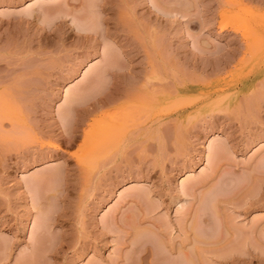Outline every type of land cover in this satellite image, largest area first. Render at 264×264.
Here are the masks:
<instances>
[{"label":"rangeland","instance_id":"374dc122","mask_svg":"<svg viewBox=\"0 0 264 264\" xmlns=\"http://www.w3.org/2000/svg\"><path fill=\"white\" fill-rule=\"evenodd\" d=\"M229 1L0 0V264H264V6Z\"/></svg>","mask_w":264,"mask_h":264},{"label":"bare ground","instance_id":"6f19581e","mask_svg":"<svg viewBox=\"0 0 264 264\" xmlns=\"http://www.w3.org/2000/svg\"><path fill=\"white\" fill-rule=\"evenodd\" d=\"M230 3H227V5L228 6H232V5H234L235 6V4H236V6H243L239 1H237V0H230L229 1ZM257 3H259V6H264V0H258V2ZM246 4H250L249 2H247ZM226 5V4H225ZM236 6H235V8H236ZM244 6H246V5H244ZM249 6V5H248ZM233 8V7H232ZM246 8V7H245ZM248 11V13L250 14V16H251V18H252V25L251 26H245V28L246 27H248V28H246V30L247 31H249V33L246 35L247 37H245V35H244V38L246 39V41L248 40V42H249V44H250V41H254L253 40V38L254 39H256L257 41V43L258 42H260L261 41V36L262 35H264L263 34V28H261L260 27V25L258 26L257 24H255V23H253V22H256L259 18H261L262 16H264V11H262L259 7H257V8H251V7H247V9H245V11ZM246 11V12H247ZM247 13V14H248ZM259 22V21H258ZM250 24V23H249ZM261 24H263V23H261ZM245 30V31H246ZM244 31V32H245ZM247 33V32H246ZM264 39V38H263ZM262 39V40H263ZM256 42H255V44H256ZM252 44H250V45H253V42H251ZM258 45V47H259V44H257ZM255 46V45H254ZM251 48H252V46H250ZM249 46L247 47V49L248 50H250L251 51V48H250ZM257 48V47H256ZM252 49H255V48H252ZM258 49V48H257ZM256 50V49H255ZM254 50V51H255ZM202 51H205V50H202ZM106 54V55H105ZM107 52H104V56H107ZM109 55V54H108ZM112 55H114V54H111V56ZM252 56H253V54H251ZM232 56H233V54H232ZM252 56H250V58L252 57ZM109 57V58H108ZM116 59H115V58ZM114 57H111L110 58V56H107V57H105L107 60H108V64H110L109 65V67H112L113 66V64L112 63H118L119 61H118V59L119 58H117L115 55H114ZM230 57V56H229ZM230 58H232V57H230ZM229 58V59H230ZM236 58V57H235ZM235 58H233V59H235ZM106 59H105V62H106ZM116 60L118 61V62H116ZM233 62L234 60H232V59H230V62ZM229 62V63H230ZM120 63V62H119ZM228 63V64H229ZM112 64V65H111ZM116 64L114 65V67L116 66ZM105 65H107V64H105ZM118 65V64H117ZM107 67H108V65H107ZM105 68L104 66L103 67H101V68H103V70L102 69H97L96 71L98 72H94V73H92L91 75H88L87 76V79H88V85H87V87H89V86H92V84L91 85H89V83H91L92 81H93V78H95L94 80L96 81V77H97V81L99 80H101V78H102V75L101 74H103V75H105V74H108V68ZM114 67H112L111 69H113ZM119 67V66H118ZM104 69H106L105 71H104ZM110 69V68H109ZM115 70V69H114ZM101 71H104V72H101ZM99 73H100V75H99ZM99 76V77H98ZM101 77V78H100ZM104 77V76H103ZM100 78V79H99ZM90 80V81H89ZM94 81V82H95ZM93 83V82H92ZM97 83H99V82H97ZM190 83H193V82H189V83H184L183 84V86H179V85H177V86H174L173 88L171 87V89H167V88H164L162 91H161V93H158V98L162 101V102H164V101H166V100H169V99H171L172 98V96H173V94L174 93H176L177 95L179 94L180 95V97H181V95H183L185 98H187L188 100H190V102H189V104H188V107H186V109L185 110H182V113H186V112H188V111H190V110H196V109H198V108H200L201 106V104H203V103H206V102H210V100L214 97L215 98V96L216 95H219V97H220V95H222V94H224V93H227V92H230L231 90H233V89H235V91H236V89H238V87L239 86H229V85H220V84H213V85H211V86H207V87H202V88H199V86H196V85H194V83L193 84H190ZM98 85V84H97ZM97 85H96V87H97ZM247 85V84H246ZM115 85L113 84V87H111V88H109L108 89V91H106V92H104V93H100V95L102 96L98 101H97V107H99V108H104V107H106L107 106V108H109L110 107V105L111 106H114L113 105V103L114 104H116L115 103V100H117V93H118V90L116 89L117 87H119L118 85L117 86H115ZM86 87V88H87ZM95 87V88H96ZM121 87V86H120ZM249 87V86H248ZM247 86H245V87H243V89H241L240 88V90H244V89H247L248 88ZM99 88V87H98ZM88 91H90L89 89H87ZM92 91V90H91ZM90 91V92H91ZM121 91V90H120ZM81 93H82V95L84 94L83 92H80V94H76L75 96H71V95H68L67 96V98H66V101H67V108H66V111H67V113L71 116V118H75V116L73 115L74 114V109H75V103H79L81 100H82V97L83 96H81ZM72 98H71V97ZM84 96H87V93H86V95L84 94ZM217 97V96H216ZM69 98H71V99H69ZM99 98V97H98ZM81 99V100H80ZM70 100V101H69ZM83 102V101H82ZM87 103V102H86ZM237 106L239 107L240 106V103L238 104L237 103ZM236 106V107H237ZM236 107H235V109H236ZM69 116V117H70ZM77 116V115H76ZM81 117V116H80ZM71 119V122L74 120L75 121V119ZM84 118V117H83ZM81 119V118H80ZM82 120V119H81ZM79 121L77 120V123H78ZM82 122L83 121H81L80 123L82 124ZM75 123V125L77 124L76 122H74ZM71 124V123H70ZM164 125V122H160V123H157L156 124V126H157V129L160 131L161 130V128H162V126ZM78 126V125H77ZM76 126V127H77ZM73 127V126H72ZM71 127V128H72ZM76 127H75V129H76ZM78 128V127H77ZM74 129V130H75ZM75 131H77V129L75 130ZM73 132V131H72ZM71 132V134L69 135L70 137H69V144L74 140V138H75V136L77 135H75V133L76 132H73L72 133ZM76 139V138H75ZM75 141V140H74ZM73 141V142H74ZM194 253H195V251H193ZM193 252H191V253H193ZM191 253H190V256H191ZM193 253V255H195ZM196 256V255H195ZM192 257H194V256H192ZM198 257V256H197ZM191 257H189L188 259H190ZM188 259H186V260H188ZM194 259V258H193ZM191 260V259H190ZM189 261V260H188ZM193 262V261H192ZM191 262V263H192ZM174 263H176V262H174ZM188 263V262H187ZM171 264H172V262H171ZM184 264V263H183ZM186 264V263H185ZM189 264V263H188Z\"/></svg>","mask_w":264,"mask_h":264}]
</instances>
